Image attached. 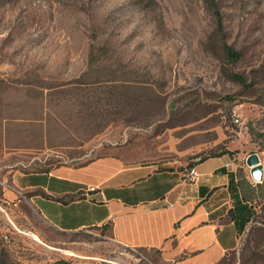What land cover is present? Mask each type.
I'll return each instance as SVG.
<instances>
[{"label": "rangeland", "instance_id": "1", "mask_svg": "<svg viewBox=\"0 0 264 264\" xmlns=\"http://www.w3.org/2000/svg\"><path fill=\"white\" fill-rule=\"evenodd\" d=\"M223 149L254 215L217 264H264V176L245 163L264 174V0H0V264H165L104 226H50L4 194L14 169Z\"/></svg>", "mask_w": 264, "mask_h": 264}, {"label": "crops", "instance_id": "2", "mask_svg": "<svg viewBox=\"0 0 264 264\" xmlns=\"http://www.w3.org/2000/svg\"><path fill=\"white\" fill-rule=\"evenodd\" d=\"M241 178L228 154L178 166L112 152L77 165L14 169L4 194L60 231L104 226L114 242L158 249L165 264H217L254 215Z\"/></svg>", "mask_w": 264, "mask_h": 264}, {"label": "water", "instance_id": "3", "mask_svg": "<svg viewBox=\"0 0 264 264\" xmlns=\"http://www.w3.org/2000/svg\"><path fill=\"white\" fill-rule=\"evenodd\" d=\"M246 165L249 167L250 176L254 181H261L263 179V167L260 164L258 156L256 153H250L245 159ZM58 264H64L60 262Z\"/></svg>", "mask_w": 264, "mask_h": 264}, {"label": "trees", "instance_id": "4", "mask_svg": "<svg viewBox=\"0 0 264 264\" xmlns=\"http://www.w3.org/2000/svg\"><path fill=\"white\" fill-rule=\"evenodd\" d=\"M224 49H225V52H226V54L230 57V59H236V58H238V52H236V51H234L231 47H229V46H224ZM229 153H231V150H227V149H223V150H221V151H219V152H217V153H213V154H211V155H209V156H206V157H210V156H218V155H222V154H229ZM206 157H204V158H206ZM202 159V158H201ZM191 163H189L188 165H190ZM238 172V171H237ZM238 174L242 177L241 179L242 180H240V185L241 186H243V183L244 182H247V179L243 176V175H241V173L240 172H238ZM231 177H230V182H231ZM243 188V187H242ZM242 197L245 199V200H249V198L245 195V193H244V191H243V195H242ZM64 201V200H63Z\"/></svg>", "mask_w": 264, "mask_h": 264}, {"label": "built area", "instance_id": "5", "mask_svg": "<svg viewBox=\"0 0 264 264\" xmlns=\"http://www.w3.org/2000/svg\"><path fill=\"white\" fill-rule=\"evenodd\" d=\"M196 160H198V159H196ZM196 174H197V172H196L195 168H194V167H191V168L189 169V176H190L191 178H194V177L196 176Z\"/></svg>", "mask_w": 264, "mask_h": 264}]
</instances>
